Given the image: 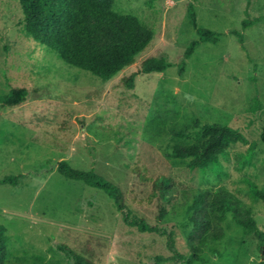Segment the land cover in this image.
Wrapping results in <instances>:
<instances>
[{
    "label": "rangeland",
    "instance_id": "obj_1",
    "mask_svg": "<svg viewBox=\"0 0 264 264\" xmlns=\"http://www.w3.org/2000/svg\"><path fill=\"white\" fill-rule=\"evenodd\" d=\"M190 2L198 25L222 35L217 42H201L180 71L185 49L199 37L188 16ZM248 5L249 0H115L114 10L136 17L153 39L135 63L106 79L34 40L21 23L18 0H0V95L15 86L30 91L22 104L0 101V178L18 176L16 184L0 183V223L13 253L6 264H75L61 244L96 264H149L156 254H187L183 195L198 188L227 187L252 209L264 232V200L245 181L251 178L264 189V21L243 29ZM259 14L264 0H251L250 16ZM233 29L244 33L243 43ZM95 30L103 41L113 34L108 22ZM149 57H165L172 65L140 72ZM133 71L139 73L129 88L123 76ZM213 122L232 125L244 136L222 157L221 173L191 171L188 158L171 156L174 145L199 140L202 126ZM61 160L120 185L138 214L173 231L175 247L167 234L127 225L103 189L61 174ZM135 168L153 179L162 173L171 178L176 195L162 202V218L153 180L142 181ZM224 228L207 260L192 264H260L262 239L231 213Z\"/></svg>",
    "mask_w": 264,
    "mask_h": 264
},
{
    "label": "trees",
    "instance_id": "obj_2",
    "mask_svg": "<svg viewBox=\"0 0 264 264\" xmlns=\"http://www.w3.org/2000/svg\"><path fill=\"white\" fill-rule=\"evenodd\" d=\"M18 2L23 13L21 23L34 40L56 50L64 61L106 79L135 63L137 55L144 51L153 39V32L143 26L136 17L122 15L114 10L115 0H18ZM250 3L251 0L245 9L246 16L242 20L243 29L264 21V14L250 16ZM188 16L199 37L192 40L185 49L184 59L179 66L180 71L186 69L187 59L201 42H217L222 35L220 31L198 25L197 11L192 2L188 4ZM106 22L111 23L113 34L110 39L103 41L95 28L103 27ZM120 24L122 29L119 27ZM232 32L238 36L241 43L244 42V33L241 30L233 29ZM171 65L172 62L165 57H149L142 61L139 71L144 73L164 71ZM139 71L123 76V82L127 87H135ZM29 97L28 87L15 86L8 93L0 95V101L3 106H13L24 103ZM201 134V138L195 142L174 145L171 156L188 158V168L191 171L197 169L206 171L211 168L221 173L222 157L229 155L233 144L244 140L243 133L232 125L213 122L204 124ZM261 139L264 142V122ZM253 152L251 147L245 153L244 159L250 161ZM134 170L142 181L153 180L152 196L156 195L161 202L159 218H162L166 213L162 202L171 201L176 195L171 178L162 173L153 179L140 168ZM58 171L70 179L82 180L88 185L103 189L114 200L127 225L141 232L167 234L170 245L175 247L173 231L138 214L129 202L125 190L105 175L95 169L73 167L67 160L58 162ZM17 180V175H6L0 178V183L16 184ZM245 181L249 183L252 194L264 200V189L251 178H245ZM183 196L186 199L182 206L185 210V226L188 227L186 234L188 253L175 251L171 256L156 254L149 264H164L168 260L187 264L205 262L208 249L213 247L215 241L222 240L225 236L224 223L229 213L246 231L255 232L264 242V232L260 230L252 209L237 199L227 187L198 188L192 192L186 191ZM8 242L7 227L0 223V264H6L7 259L13 255ZM59 247L75 264H96L93 258L67 244H61ZM174 247L172 248L175 250ZM260 264H264V259Z\"/></svg>",
    "mask_w": 264,
    "mask_h": 264
}]
</instances>
